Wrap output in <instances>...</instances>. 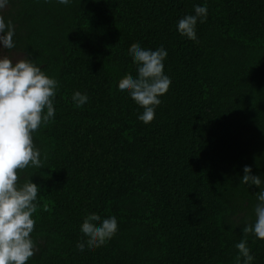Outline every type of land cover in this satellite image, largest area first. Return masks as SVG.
I'll return each mask as SVG.
<instances>
[{"label": "trees", "instance_id": "trees-1", "mask_svg": "<svg viewBox=\"0 0 264 264\" xmlns=\"http://www.w3.org/2000/svg\"><path fill=\"white\" fill-rule=\"evenodd\" d=\"M194 5L208 10L196 41L176 31ZM0 15L15 29L5 51L58 81L55 117L33 135L44 168L20 173L41 189L27 264H234L259 191L240 184L243 167L264 177V0H9ZM136 44L168 52L149 124L118 90ZM74 91L88 94L80 108ZM93 213L118 231L81 253ZM246 239L264 264V240Z\"/></svg>", "mask_w": 264, "mask_h": 264}, {"label": "clouds", "instance_id": "clouds-1", "mask_svg": "<svg viewBox=\"0 0 264 264\" xmlns=\"http://www.w3.org/2000/svg\"><path fill=\"white\" fill-rule=\"evenodd\" d=\"M69 5L72 0H56ZM9 0H0V10ZM194 14L185 15L176 24V31L189 40L196 41V25L207 19L206 5H194ZM15 29L11 20L0 15V48L14 49ZM167 50L161 46L155 50L130 46L128 56L136 65V75H126L118 83V90L127 94L143 112L137 119L149 124L155 117L156 108L170 87L171 78L164 72ZM58 81L46 74L31 56L13 60L0 56V264H27L35 254L36 243L32 238L39 207L40 186L28 175L23 182L20 173L27 169H42L46 154H42L33 139L38 129L47 127L55 117L54 101ZM89 100L87 93L74 91L71 101L80 108ZM240 184L256 186L252 194L255 220L244 224L241 240L235 244L237 255L234 264H253L254 256L247 246L246 237L252 234L264 240V177L252 174V168L243 167ZM45 211L48 209L45 207ZM84 240L76 248L83 253L93 251L110 241L118 231L116 216L102 218L89 214L80 225Z\"/></svg>", "mask_w": 264, "mask_h": 264}, {"label": "rangeland", "instance_id": "rangeland-1", "mask_svg": "<svg viewBox=\"0 0 264 264\" xmlns=\"http://www.w3.org/2000/svg\"><path fill=\"white\" fill-rule=\"evenodd\" d=\"M0 56H8L10 59L17 60L23 58V55L20 53H7L5 49L0 48Z\"/></svg>", "mask_w": 264, "mask_h": 264}]
</instances>
